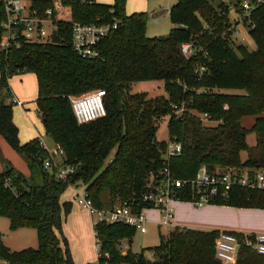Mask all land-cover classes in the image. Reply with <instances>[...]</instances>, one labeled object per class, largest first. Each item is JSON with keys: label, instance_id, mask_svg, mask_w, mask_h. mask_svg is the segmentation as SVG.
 <instances>
[{"label": "trees", "instance_id": "trees-1", "mask_svg": "<svg viewBox=\"0 0 264 264\" xmlns=\"http://www.w3.org/2000/svg\"><path fill=\"white\" fill-rule=\"evenodd\" d=\"M32 3L42 10L62 8L49 0ZM63 3L72 8V20L84 24H109L114 10L119 26L102 41L100 59H83L74 52L71 26L65 22L59 23L52 42L0 51V135L25 158L30 171L26 177L12 164L0 170V216L10 220L13 230L36 229L40 243L38 249L12 252L0 239V260L8 264H75L63 230L73 207V202L62 201L69 184H85L98 209H111L117 200L141 202L150 175L163 167L168 141L157 138L163 117L170 116L169 139L183 148L170 162L176 178L192 179L203 165L212 172L249 167L264 173V5L251 15L255 27L248 33L256 49L250 51L230 40L229 7L215 8L208 0H176L169 11L174 27L162 38L147 36L148 15H128L127 0H115L111 6L95 0ZM5 17L0 0V23ZM192 41L198 52L187 59L181 47ZM196 63L208 70L202 82L194 75ZM28 73L37 79L36 104L46 134L62 146L66 163L80 164L69 183L44 168L48 154L40 138L20 140L10 79ZM154 80L165 83L167 96L149 99L131 93L134 83ZM194 87L205 92L196 96L190 90ZM95 90L106 92L107 115L80 125L70 99ZM183 100L188 110L176 116L171 105ZM197 114L209 115L217 125L205 126ZM246 117L255 118L250 129L242 125ZM249 134L256 136L253 147L247 142ZM243 153L248 154L245 161ZM182 198L191 199L189 190ZM215 205L264 210V190L236 187ZM135 231L123 224L97 225L98 264H221L215 250L218 231L177 227L161 235L156 248L123 252L122 241L130 242ZM238 238L242 241L243 235ZM147 251L154 258L147 257ZM236 264H264V255L242 244Z\"/></svg>", "mask_w": 264, "mask_h": 264}, {"label": "built area", "instance_id": "built-area-1", "mask_svg": "<svg viewBox=\"0 0 264 264\" xmlns=\"http://www.w3.org/2000/svg\"><path fill=\"white\" fill-rule=\"evenodd\" d=\"M3 2L6 17L0 23V51H7L12 47L19 49L24 43L52 42L59 30V23L65 22L71 26L74 52L83 59H100L102 58L100 50L102 41L119 26L114 10L110 11L113 18L109 24H84L65 17L52 7L42 10L34 6L32 2L27 4L23 0H3ZM260 5H264V0H245L238 6L235 4L240 19L231 23L229 28L231 41L233 36L238 39V28L241 24L246 25L248 31L255 27L251 15ZM181 50L187 59H191L197 54L198 47L192 41L184 43ZM207 72L205 65L195 64L194 75L198 82L203 81ZM190 90L196 96H201L205 92V89L201 87ZM105 97V91L95 90L73 99L72 108L77 122L80 125L89 124L106 117ZM10 102L18 106L25 104L14 96L11 97ZM187 103L188 101L183 100L178 104H172L173 113L181 116L187 112ZM225 109H228V106ZM198 117L202 122L212 121L207 114ZM40 145L48 154V158L44 161V168L52 172L57 180L69 183V180L77 173L80 164L66 163V153L60 144H56L53 151L49 150L40 137ZM182 150V144L176 139L168 140L163 155V167L157 173L150 175L148 189L141 202L129 203L117 200L111 209H98L90 199L87 186L83 183L69 184V188L72 189L71 202L85 209L96 220L94 232L99 224H123L144 234L147 233L148 225L151 223L148 216L150 211L157 212L159 227L175 229L177 228L175 226L176 206L179 203H190L197 208H204L219 200H225L229 192L236 187L264 190V173L246 168L228 167L212 172L208 166L203 165L194 178L178 179L172 172L170 162L181 154ZM7 185H9L8 181ZM188 190L191 193V199L184 200L182 194ZM242 244L264 255V235H243L241 241L237 234L221 232L215 244L217 259L221 264H236Z\"/></svg>", "mask_w": 264, "mask_h": 264}, {"label": "rangeland", "instance_id": "rangeland-1", "mask_svg": "<svg viewBox=\"0 0 264 264\" xmlns=\"http://www.w3.org/2000/svg\"><path fill=\"white\" fill-rule=\"evenodd\" d=\"M25 3L29 4L33 0H23ZM54 3V5L61 6L60 11L65 17L73 18L72 16V8L70 6L65 7L66 5L63 3L64 0H49ZM86 1V0H83ZM115 0H95L98 4L103 5H113ZM215 8H218L221 5H225L229 7L230 13V21L231 23L235 22L236 19H240L239 15L236 13V8L234 4L237 2H243L245 0H208ZM176 0H127L126 12L128 15L133 13H146L148 15V21L146 25V34L150 38H162L167 37L171 29L174 27L170 17L169 11L175 5ZM159 13H162L160 16H157ZM237 15V16H236ZM242 18V16H241ZM245 24V22H244ZM239 37L238 39L234 36L232 37V41L235 45L245 44L248 46L249 50H255L256 45L252 38L249 36L246 25L241 24L238 28ZM235 40V41H234ZM32 75H28L25 78H15L13 81L16 82V88L20 87L21 90H25L29 95V100H27V104L25 107H21L18 105H14L13 115L16 122V125L20 129V140L22 143H27L35 138L41 137L49 150H54L56 148V144L53 142L51 137L46 134L44 125L42 123L41 118L39 117L37 104H36V95L34 83L31 80ZM20 81L22 83H20ZM92 92V91H91ZM237 92V91H236ZM90 93V92H88ZM88 93L73 96L70 99L71 106L72 100L78 97L84 96ZM132 94L145 95L149 99H155L161 96H167V92L165 89V83L161 80L154 81H139L132 85L131 88ZM199 116V114H197ZM169 120L170 116H166L161 118L158 121V131L157 138L159 141H168L169 140ZM255 122L254 117H246L242 120L243 127L250 129ZM203 124L208 127L216 126L217 123L213 121H203ZM247 142L249 146L253 147L256 145V136L255 134H249L247 138ZM115 152H113L109 158L106 160L105 165H108L113 157ZM248 154L243 153L241 155L242 161L247 160ZM9 164L17 167L19 171H22L27 175L28 164L23 156L17 153L14 149L10 147V145L5 141V139L0 135V170L5 171ZM246 169H252L249 167H245ZM256 170V169H252ZM261 172V171H260ZM72 189L67 190V195H71ZM75 204V203H74ZM76 205V204H75ZM81 209H83L81 207ZM178 217L182 216L183 218H192L196 219V215L198 214V208L193 204L184 203L177 205ZM148 216L151 218H155L157 216L154 212H149ZM95 220V219H94ZM188 220L190 222H188ZM185 221L177 222V225L180 228L189 227L191 224V220L188 219ZM96 221V220H95ZM191 227V226H190ZM74 227H72L71 223L67 224L64 228V234L66 238L69 240L71 247L74 248L76 255L80 256L83 253V247L81 244H78V239L74 236ZM78 231V228L75 229ZM173 228L167 227H159L155 222L150 223L148 225L147 233H141L139 230H136L133 238L129 241L124 240L121 243L122 251L127 252L131 250L133 254H140L143 249H153L160 245V237L161 235L167 236ZM0 239L4 243V245L10 249L12 252H21L27 249H38L39 248V237L36 229L33 228H20L13 230L11 228L10 220L4 216H0ZM96 253L99 254L98 244L96 246ZM147 257L154 258L152 252H146ZM0 264H8L5 261L0 260ZM89 264H97V259L90 262Z\"/></svg>", "mask_w": 264, "mask_h": 264}, {"label": "crops", "instance_id": "crops-1", "mask_svg": "<svg viewBox=\"0 0 264 264\" xmlns=\"http://www.w3.org/2000/svg\"><path fill=\"white\" fill-rule=\"evenodd\" d=\"M161 14L162 13H159L158 15H156V17L160 16ZM28 75H32L31 80L34 83L35 95L36 97H38L37 79L34 74L28 73L24 75H18L10 79L12 96L18 98L19 100L25 103L24 106H21V107L26 106L27 104L26 101L29 100V95L27 94L25 90H21L20 87L17 89L16 88L17 84L13 80L15 78H19V79L25 78ZM20 83L22 82L20 81ZM14 122H15V119H14ZM15 168L19 170L17 167ZM28 171H29V168H28ZM20 172L25 175V173H23L22 171ZM25 176L29 177L30 171ZM71 197H72V193L71 195H67V191H66V193L62 197V201L71 202ZM179 204H184V203H179ZM198 209L199 210L197 212L198 214L196 215V219L188 218L191 220V224H192L190 225L191 227L189 226L185 228L192 229V230L205 231V232H211V231H218L220 233L229 232V233H234L237 235L238 234L264 235V210L262 209L235 208V207L215 205V204L208 205L204 208H198ZM150 212H153V211H150ZM154 213L157 214V212H154ZM188 219L183 218L182 216L178 217V210L176 206L175 226L179 227L177 225V222H179V220L185 221ZM150 220H151L150 221L151 223L155 222V224H157L159 220L158 214L155 218L151 217ZM69 222L71 223L72 227H74L73 232H74L75 238L78 239V244H81V246L83 247V253L80 256H78L76 255L74 248L71 247L69 243L75 264H89L90 262L96 259H97V264H98L99 255H98V252L96 253L97 240H96V236L94 232V223H95L94 218L91 217V215L85 209H81L80 206H78L77 204L75 205L73 203L72 212L65 219L63 230L65 226L69 224ZM188 222L190 221L188 220ZM76 227L78 228V231L75 230Z\"/></svg>", "mask_w": 264, "mask_h": 264}]
</instances>
